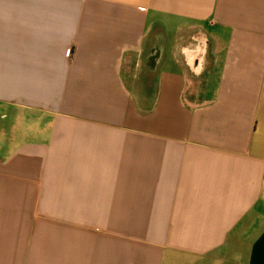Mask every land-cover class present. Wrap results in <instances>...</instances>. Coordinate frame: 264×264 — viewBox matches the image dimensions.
<instances>
[{
	"label": "crops",
	"instance_id": "crops-1",
	"mask_svg": "<svg viewBox=\"0 0 264 264\" xmlns=\"http://www.w3.org/2000/svg\"><path fill=\"white\" fill-rule=\"evenodd\" d=\"M0 264H264V0H0Z\"/></svg>",
	"mask_w": 264,
	"mask_h": 264
},
{
	"label": "flooded vegetation",
	"instance_id": "flooded-vegetation-1",
	"mask_svg": "<svg viewBox=\"0 0 264 264\" xmlns=\"http://www.w3.org/2000/svg\"><path fill=\"white\" fill-rule=\"evenodd\" d=\"M156 56H157V53L154 52V53L152 54V58H155Z\"/></svg>",
	"mask_w": 264,
	"mask_h": 264
},
{
	"label": "rangeland",
	"instance_id": "rangeland-1",
	"mask_svg": "<svg viewBox=\"0 0 264 264\" xmlns=\"http://www.w3.org/2000/svg\"><path fill=\"white\" fill-rule=\"evenodd\" d=\"M10 125L12 126L13 124L11 123ZM26 130H27V131L29 130V129H28V126H27V129H26Z\"/></svg>",
	"mask_w": 264,
	"mask_h": 264
}]
</instances>
